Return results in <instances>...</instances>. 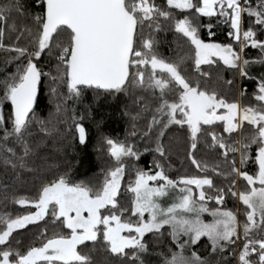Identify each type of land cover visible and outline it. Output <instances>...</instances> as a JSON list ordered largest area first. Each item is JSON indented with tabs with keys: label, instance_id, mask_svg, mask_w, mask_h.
<instances>
[{
	"label": "snow or ice",
	"instance_id": "snow-or-ice-1",
	"mask_svg": "<svg viewBox=\"0 0 264 264\" xmlns=\"http://www.w3.org/2000/svg\"><path fill=\"white\" fill-rule=\"evenodd\" d=\"M195 17L208 18L202 26L210 37L215 36L213 18L228 25L234 43H206ZM165 23L190 42L195 80L182 67L188 57L159 54L155 34L165 31ZM257 31L264 33V0H166L163 6L156 0H33L30 6L0 0V52L10 54L5 63L16 62V71L0 80V164L15 174L14 182L25 173L39 180L34 198L19 196L12 185L0 189L5 201L29 209L0 214V264H96L89 249H103L121 264H146V237L167 239L159 264H217V257L220 264H264V74L249 72L251 63L264 64V59L243 55L249 47L264 53ZM10 33L15 41L5 43ZM221 64L255 82L253 104L208 86ZM45 80L51 82L54 104L48 118L37 113ZM223 83L237 86L234 79ZM88 90L128 96L144 110L149 104L142 93L155 101L143 132L155 147L146 144L143 152L154 151L161 159L154 162L155 171L134 168L127 207L121 188L127 159L139 161L143 154L136 145L105 138L114 163L102 170L98 185L73 180L69 168L49 163L40 151L45 138L56 136L87 143L85 116L69 101L79 103ZM239 91L241 98L249 95L246 88ZM170 129L187 137V158L197 175H167ZM204 150L217 159L200 157ZM227 199L243 206V219L224 207ZM29 225L36 226L38 243L25 245L17 237ZM202 238L209 247L204 256L196 250Z\"/></svg>",
	"mask_w": 264,
	"mask_h": 264
},
{
	"label": "trees",
	"instance_id": "trees-1",
	"mask_svg": "<svg viewBox=\"0 0 264 264\" xmlns=\"http://www.w3.org/2000/svg\"><path fill=\"white\" fill-rule=\"evenodd\" d=\"M33 0H24L27 6L32 4ZM160 5H164L166 0H156ZM35 11V9H33ZM177 12L179 10H176ZM24 23V21H19ZM31 23V21H27ZM194 22L201 25L200 38L205 42L212 43H234L227 33L230 30L229 26L223 23H216V18H213V23L216 25L212 31L215 32V36H209L208 30L202 25L208 23V18L195 17ZM174 23V21H173ZM248 24V19L245 18V25ZM165 31L156 33V39L159 41L158 51L159 54L167 59L177 60L180 57H188L182 66L186 75L195 80L198 74L195 71V66L190 58L192 55V46L187 38H181L179 34L174 32V29H169L167 23L163 25ZM258 28V26H256ZM258 38H264V33L257 31ZM15 41L14 34H8L5 39V43H13ZM26 41L21 39L20 43L23 45ZM10 54L0 52V80L5 76L10 75L16 71V62L11 61L5 63L6 58ZM244 57L250 61L261 60L263 53L260 49L247 48L243 53ZM45 62V70H48V64ZM54 67V65H53ZM208 67V66H202ZM251 75L255 76L252 71H249ZM239 74L235 71L223 70L221 64L220 70L213 71L212 80L209 83L210 88H215L217 91L225 94L229 99H238L240 87L246 88L248 96L242 98V102L246 105L253 104L252 93L255 90V82L251 80L239 79ZM234 79L237 83L235 88L229 89L224 85L223 80ZM51 82L45 80L43 82V92L38 97L39 108L37 113L42 118H48L50 113L54 111V104L49 98V84ZM145 96V102L149 104V110H144L142 105L134 103L131 98L125 95H119L116 97L97 94L93 90H88L83 94L79 103L73 105L69 101L70 106H74L78 114H83L85 119L82 123L85 125L88 139L85 145H79L78 142L71 141V137L68 136L54 138H45L44 145L40 148V151L47 155L49 163L59 164L61 170L69 168L71 170V178L77 182L84 181L98 185L102 183L104 169H110L113 167V160L109 155L108 146L105 143V138H111L118 141H126L129 144L136 145L137 148L143 153L139 161L134 159H127V168L125 181L122 185L121 192L123 195V204L125 207L129 206L131 200V193L126 192L127 182L134 179V168L139 167L146 171H155L153 165L154 162L161 158L154 151L143 152V142L146 138L143 137L144 130L148 127L152 115L155 110V101L147 93H142ZM5 113L9 111L8 106H5ZM127 113V114H125ZM139 114V115H138ZM138 116V119L133 120L132 117ZM55 119V117H53ZM61 130L65 127L63 124L59 125ZM36 135L31 138L33 145L39 143V134L37 130H33ZM135 132L136 135H132ZM71 142V146H70ZM15 147L19 154L22 150L19 146L10 145ZM155 147V146H154ZM154 147H150L153 148ZM165 147L169 152L168 161L165 164L167 175L173 179H179L182 176H195L198 171L190 163L187 158L188 141L183 131L169 130V135L165 141ZM203 148V145H201ZM200 157L205 159L214 160L217 159L214 155L209 154L207 150L199 153ZM255 166L249 162V170H254ZM56 170L52 169L48 175H52ZM15 174L11 169H5L0 164V189L4 186L12 185V191L19 196L28 198H34L37 195L39 188V180L34 179L30 174L25 173L21 181L14 182ZM217 183L220 182L217 178ZM234 199H228L224 207L237 213V205ZM29 209L21 207L18 204H13L10 201H5L0 192V214L9 212L12 215L26 214ZM242 213V211H241ZM243 219V214L240 215ZM21 234L17 238L23 241L25 245L32 243H38L36 237L38 231L36 226L29 225L28 229L20 230ZM51 233V227H49ZM16 235V234H14ZM149 240L148 253L153 256L161 257L159 254L166 250L167 239L161 241L152 240L150 237H146ZM91 243V242H89ZM201 246H197L196 250L204 256L208 254L209 247L206 243V239H202ZM90 254L96 261V264H121L119 258L108 255L103 249H89ZM217 264H220V257L216 258Z\"/></svg>",
	"mask_w": 264,
	"mask_h": 264
},
{
	"label": "rangeland",
	"instance_id": "rangeland-1",
	"mask_svg": "<svg viewBox=\"0 0 264 264\" xmlns=\"http://www.w3.org/2000/svg\"><path fill=\"white\" fill-rule=\"evenodd\" d=\"M206 43H212V42H206ZM262 59H264V53H263V58ZM255 61H257V60H255ZM249 71H252L255 74V76H259L261 74H264V64H261V63H251L249 65ZM238 77H239V79H241L240 76H238ZM238 99L241 100V102H242V98L240 97V91H239ZM146 144H147L148 147H152V146L154 147L155 146L154 143H151V144L147 143V138L144 140L143 146L145 147ZM242 183L243 182H241V184ZM226 201H228V199ZM236 203H237L236 204L237 205V215L240 218V215L243 214V206L240 205L237 201H236ZM241 211H242V213H241ZM210 220H211V218H210ZM143 258L145 259L146 264H159V261L161 260V257L153 256V255H151L149 253L144 254Z\"/></svg>",
	"mask_w": 264,
	"mask_h": 264
},
{
	"label": "crops",
	"instance_id": "crops-1",
	"mask_svg": "<svg viewBox=\"0 0 264 264\" xmlns=\"http://www.w3.org/2000/svg\"><path fill=\"white\" fill-rule=\"evenodd\" d=\"M206 220H210V216H207V215H205V217H204ZM203 239V238H202ZM204 239H206V238H204Z\"/></svg>",
	"mask_w": 264,
	"mask_h": 264
}]
</instances>
